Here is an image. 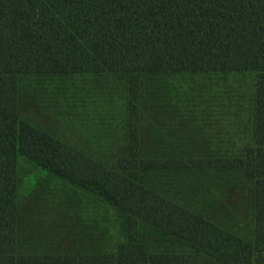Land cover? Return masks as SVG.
I'll use <instances>...</instances> for the list:
<instances>
[{
	"label": "trees",
	"instance_id": "obj_1",
	"mask_svg": "<svg viewBox=\"0 0 264 264\" xmlns=\"http://www.w3.org/2000/svg\"><path fill=\"white\" fill-rule=\"evenodd\" d=\"M0 264H264V0H0Z\"/></svg>",
	"mask_w": 264,
	"mask_h": 264
},
{
	"label": "rangeland",
	"instance_id": "obj_2",
	"mask_svg": "<svg viewBox=\"0 0 264 264\" xmlns=\"http://www.w3.org/2000/svg\"><path fill=\"white\" fill-rule=\"evenodd\" d=\"M79 97L76 99V110L72 120L55 119L53 131L62 142L79 145L93 144L104 149L107 155L114 151V144L119 148L123 141L124 115L118 103L110 104L107 96L98 97L95 88L90 84H80ZM246 96V92L241 94ZM102 131H110L104 139L99 140ZM106 140V142H104ZM94 147V146H93ZM95 148V147H94ZM233 203H244L252 206V187L245 188L240 194L232 197ZM249 236V232L246 234Z\"/></svg>",
	"mask_w": 264,
	"mask_h": 264
}]
</instances>
